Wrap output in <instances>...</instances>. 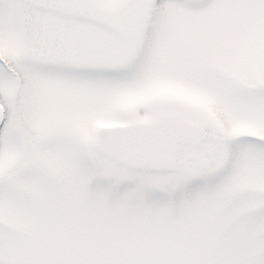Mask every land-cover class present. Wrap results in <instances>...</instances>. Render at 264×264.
Wrapping results in <instances>:
<instances>
[{
  "label": "snow or ice",
  "instance_id": "6c2138e0",
  "mask_svg": "<svg viewBox=\"0 0 264 264\" xmlns=\"http://www.w3.org/2000/svg\"><path fill=\"white\" fill-rule=\"evenodd\" d=\"M0 264H264V0H0Z\"/></svg>",
  "mask_w": 264,
  "mask_h": 264
}]
</instances>
